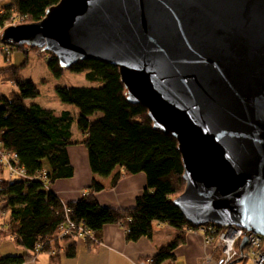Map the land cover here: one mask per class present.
I'll list each match as a JSON object with an SVG mask.
<instances>
[{
  "label": "water",
  "instance_id": "1",
  "mask_svg": "<svg viewBox=\"0 0 264 264\" xmlns=\"http://www.w3.org/2000/svg\"><path fill=\"white\" fill-rule=\"evenodd\" d=\"M1 38L66 69L117 66L129 100L178 141L187 221L264 236V0H60Z\"/></svg>",
  "mask_w": 264,
  "mask_h": 264
},
{
  "label": "trees",
  "instance_id": "2",
  "mask_svg": "<svg viewBox=\"0 0 264 264\" xmlns=\"http://www.w3.org/2000/svg\"><path fill=\"white\" fill-rule=\"evenodd\" d=\"M59 1L2 3L0 42L5 27L39 21ZM9 46L10 54L2 51L7 65L0 67V78L12 80L18 90L0 95V150L16 153V165L25 169L26 176L6 178L0 170L1 214L8 215L1 232L12 235L25 253L0 256V264H24L36 251L49 254L51 263L61 264L64 258L78 255V238L83 237L90 249L101 243L106 225H121L126 239L134 242L142 237L153 238L156 222L169 224L176 233L158 249L151 264H176L177 247L196 227L174 203L186 187L178 141L154 127L143 105L129 100L118 67L97 59L79 60L69 68L85 72L92 85L57 87L61 100L75 105L78 115L70 110L56 113L39 103H30L40 92L33 79L23 76L22 69L30 61L31 50L39 54L46 50L13 43ZM20 50L26 55L23 63L10 62L13 53ZM47 53L50 70L61 77L66 68L56 55ZM75 119L81 133L77 140L72 131ZM76 143L88 148L93 174H114L112 186L126 176L146 174L147 188L135 205L116 208L102 204L96 192L104 186L96 179L75 200L66 202L55 192L52 185L57 180L75 175L69 148Z\"/></svg>",
  "mask_w": 264,
  "mask_h": 264
},
{
  "label": "crops",
  "instance_id": "3",
  "mask_svg": "<svg viewBox=\"0 0 264 264\" xmlns=\"http://www.w3.org/2000/svg\"><path fill=\"white\" fill-rule=\"evenodd\" d=\"M7 1L9 0H0V5ZM0 53L3 54L2 51ZM11 57L10 62L16 65L23 63L22 57H15L14 60ZM14 87L12 86L13 89ZM80 152H83L84 173L82 172V175H79L75 168V175L72 178L59 179L52 185V188L64 201L67 202L79 198L85 187L96 179L104 186L103 190L96 192L102 204L116 208L129 207L136 204L137 197L147 188V176L145 173L141 172L126 176L116 186H112L114 174L109 176L93 174L89 165L87 150L83 149ZM69 153L72 163L76 165L75 157L78 155V150L69 148ZM160 224L166 226V233L156 231L157 225ZM170 230L171 232L168 234ZM175 233L176 230L169 224L158 222L153 238L142 237L138 241L132 242L126 239L125 229L121 225L109 224L103 228L101 243L92 246V249H90L83 237L78 238V255L70 259L64 258L61 264H141V262L151 259L161 246L167 244L175 236ZM207 254H212L215 258L219 257L216 244L206 243L204 235L199 231H189L185 242L176 249L175 263L204 264ZM35 256L37 257L36 262L29 260L24 264H53L49 261V254L45 252L38 251ZM238 262H233L232 264Z\"/></svg>",
  "mask_w": 264,
  "mask_h": 264
},
{
  "label": "rangeland",
  "instance_id": "4",
  "mask_svg": "<svg viewBox=\"0 0 264 264\" xmlns=\"http://www.w3.org/2000/svg\"><path fill=\"white\" fill-rule=\"evenodd\" d=\"M29 56H30V61L28 65L22 69V74L25 78L33 79L35 83L37 84L39 92H40L37 98L31 99L29 102L39 103L45 108L54 110L56 113H61L64 110H70V111H73L75 115H78L79 111L75 105L65 103L61 100L57 92V87L59 86H78V87L79 86H90L93 83L87 79L86 73L76 72V71H71L69 69H66V71L61 77H56L53 75L52 71L50 70L48 66L47 51H44L42 54H39L38 52L31 50L29 53ZM15 57L16 58L22 57V60H25L26 55L24 53V50L15 51L11 58H13L14 60ZM5 63H7L5 60V55L0 53V67L5 65ZM12 86H15L12 80L8 78H0V95L1 94L9 95L13 93L14 91L18 90L16 86L14 87V89L12 88ZM72 131L74 133L75 140L81 138V133L78 130L76 119L73 122ZM72 148L78 150V155H76L75 157L76 165L75 164L73 165L78 171L79 175H82V172L84 173L85 171V164H84L83 152H80V151H83V149H86L88 152V148L86 147L85 144H82V143L72 144L70 146V149ZM88 158H89V153H88ZM0 170L3 171L2 172L4 174L3 176H5L6 178L11 177L8 170H6V168L4 167L1 159H0ZM7 217L8 215L2 216L1 204H0V256L24 254L25 249L17 244V242L15 241L12 235L1 232V230L4 229V221L6 220ZM157 223L158 222L155 223V228H156ZM165 227L166 226L162 224L157 225L156 231L160 233H166ZM170 232L171 230L168 232V234H170ZM215 233L216 232L209 234L210 239H212L211 243H213L214 238H217V234ZM216 245H217V240H216ZM36 253H38V251L32 254L36 255ZM32 254H31V257L27 261L31 260L32 262H36L37 257L35 255L34 257ZM150 260L152 261V259ZM235 264H256V263L250 260L242 259V261H239L238 263H235Z\"/></svg>",
  "mask_w": 264,
  "mask_h": 264
},
{
  "label": "built area",
  "instance_id": "5",
  "mask_svg": "<svg viewBox=\"0 0 264 264\" xmlns=\"http://www.w3.org/2000/svg\"><path fill=\"white\" fill-rule=\"evenodd\" d=\"M16 24V23H14ZM10 41L2 40L0 42V51H7L10 54ZM16 44V43H13ZM40 50H42L40 48ZM0 159L8 172L12 176H26V171L23 168L18 167V155L16 153H5L0 150ZM189 231H199L204 235L205 242L212 244L209 234L216 232L217 238H214L213 243L216 244L217 240V252L219 257L215 258L212 254H207L205 257V263L210 264H230L234 260L242 258L243 260H250L256 264H264V236L256 232L247 231L246 229L236 226H230L228 228L220 229L217 225H204L203 227L191 228ZM242 238L247 239V244L241 250L238 247L239 241ZM216 239V240H215ZM148 263L152 261L148 259Z\"/></svg>",
  "mask_w": 264,
  "mask_h": 264
},
{
  "label": "bare ground",
  "instance_id": "6",
  "mask_svg": "<svg viewBox=\"0 0 264 264\" xmlns=\"http://www.w3.org/2000/svg\"><path fill=\"white\" fill-rule=\"evenodd\" d=\"M204 225H205V224H204ZM204 225H198V226L195 225V226H196V227H199V226L203 227ZM207 225L216 226L215 224H207ZM226 228H228V227H226ZM196 232H198V231H196ZM239 243H241L242 245H246V244H247V239H246V238H242V239L239 241ZM148 261H149V260L143 261V262H141V264L148 263Z\"/></svg>",
  "mask_w": 264,
  "mask_h": 264
}]
</instances>
